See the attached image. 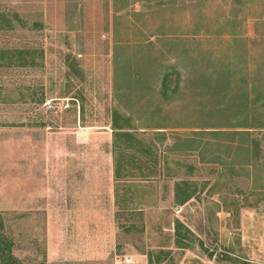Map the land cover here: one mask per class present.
Instances as JSON below:
<instances>
[{"label": "rangeland", "instance_id": "rangeland-1", "mask_svg": "<svg viewBox=\"0 0 264 264\" xmlns=\"http://www.w3.org/2000/svg\"><path fill=\"white\" fill-rule=\"evenodd\" d=\"M0 13L28 25L0 30V49L38 62L0 66V215L16 264H264V130L256 159L227 138L173 150L196 126L237 119L227 91L264 94V0H0ZM171 64L194 82L160 98ZM212 70L230 83L221 98L199 83ZM114 110L135 128L116 151ZM179 180L197 187L182 206ZM175 219L189 248L175 244Z\"/></svg>", "mask_w": 264, "mask_h": 264}, {"label": "trees", "instance_id": "trees-1", "mask_svg": "<svg viewBox=\"0 0 264 264\" xmlns=\"http://www.w3.org/2000/svg\"><path fill=\"white\" fill-rule=\"evenodd\" d=\"M13 17V18H11ZM19 20L17 14L8 16L7 14L0 13V30H13L15 29L14 21ZM20 28H28L26 23L21 22ZM33 29L39 28L35 25ZM35 50L30 49H0V66L2 67H34L38 65L36 60ZM131 76V75H129ZM127 76V77H129ZM135 81L132 77L126 78V83L131 84L133 81L135 84H141L143 82V75L136 74ZM225 72L212 70L211 72H204L200 75L199 83H202L206 91L212 93V95L221 96L224 88L228 86L229 81L226 79ZM194 80H191L188 76H184L176 68V64H171L163 67L159 72L155 87L157 94L160 98H166L173 95H177L182 90V84L191 85ZM133 83V84H134ZM245 89H239L238 95H231L239 97L236 100L230 99V95L227 91L226 95H223L224 105H228L233 109L234 115H237L231 125L225 127H212L206 124L201 127H194L193 136L184 138H178V142L173 145V150H180V146L185 147L186 150L190 151H201L207 146L222 147L221 138H227L231 144H227L226 147L233 150L236 153L241 151L247 155V159L253 157L256 159L259 153L258 139L254 136L257 131L264 130V94H260L257 91L255 84L251 85L250 89L245 84ZM227 89V88H226ZM154 90V89H153ZM237 94V93H236ZM209 115H213L211 111H208ZM226 109L222 106L216 108L217 114H225ZM231 121V120H230ZM50 126L54 124L50 123ZM111 128L114 132V141L112 143V149L114 151L120 150L121 145H117L116 140L121 138V141H125L127 147H130V138L133 129V119L124 110H114L111 116ZM155 130L165 129L163 126H157L153 128ZM161 136V140L165 139L164 132H155ZM206 135L207 140L202 141L201 136ZM119 156V155H118ZM218 156L215 155L214 161L218 160ZM119 157L115 158V172L116 175L119 173ZM197 187L196 184L189 180H179L174 185V202L178 206H182L191 199L196 197ZM4 226V220L0 215V264H16L17 260L13 257L11 252V240L6 236ZM174 236L175 244L180 249L189 248L194 239L193 232L187 228L181 221L175 219L174 221ZM202 244V243H201ZM148 263L151 264V254H148Z\"/></svg>", "mask_w": 264, "mask_h": 264}, {"label": "built area", "instance_id": "built-area-1", "mask_svg": "<svg viewBox=\"0 0 264 264\" xmlns=\"http://www.w3.org/2000/svg\"><path fill=\"white\" fill-rule=\"evenodd\" d=\"M49 105V107H52V105H50L49 103H47ZM64 108H67V106L65 105ZM120 264V263H117Z\"/></svg>", "mask_w": 264, "mask_h": 264}]
</instances>
